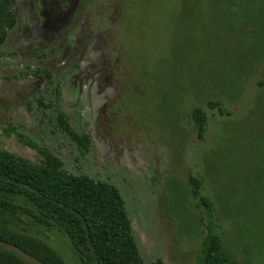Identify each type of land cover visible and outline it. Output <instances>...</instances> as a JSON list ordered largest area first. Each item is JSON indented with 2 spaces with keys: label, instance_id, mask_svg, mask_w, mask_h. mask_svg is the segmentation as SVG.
Listing matches in <instances>:
<instances>
[{
  "label": "rangeland",
  "instance_id": "1",
  "mask_svg": "<svg viewBox=\"0 0 264 264\" xmlns=\"http://www.w3.org/2000/svg\"><path fill=\"white\" fill-rule=\"evenodd\" d=\"M241 1L234 11L230 0H90L54 40L41 0H16L0 45V146L38 160L17 132L65 170L117 186L148 264H200L208 228L240 264H264V34L248 7L259 2ZM57 85L71 127L90 136L84 153L57 118ZM200 89L215 90L208 98L226 113L201 103ZM196 105L207 115L202 139ZM190 174L214 203L211 217ZM15 215L12 229L79 264L62 232Z\"/></svg>",
  "mask_w": 264,
  "mask_h": 264
},
{
  "label": "trees",
  "instance_id": "2",
  "mask_svg": "<svg viewBox=\"0 0 264 264\" xmlns=\"http://www.w3.org/2000/svg\"><path fill=\"white\" fill-rule=\"evenodd\" d=\"M257 1L258 6L254 3L248 7L255 11L264 34V0ZM230 2L234 11L248 3L241 0ZM15 19V0H0V45L5 41L7 30L14 26ZM260 43V50H264V36ZM41 72L47 73L48 80L51 79L46 69L35 71L38 75ZM179 72L181 74V70ZM178 84L179 93L174 100L177 98L182 103L186 86L183 79ZM258 84L262 86L264 82ZM209 90L200 97L205 93L200 89L195 97H200V102H205L209 108L225 114L226 109L218 101L208 98L216 93ZM55 94L59 123L84 153L90 145V136L71 127L66 112L58 103L61 96L59 85ZM191 117L197 137L202 139L207 126L206 112L196 105ZM15 133L23 144L36 150L39 159L31 160L0 146V264H67L48 243L9 226L17 212L47 229L62 232L69 239L79 264H148L140 253L124 198L117 186L88 174L65 170L62 160L47 147ZM188 184L191 196L211 217L214 203L202 192V179L190 174ZM200 261V264H240L226 250L221 234L211 228L203 239ZM150 264L164 262L158 258Z\"/></svg>",
  "mask_w": 264,
  "mask_h": 264
},
{
  "label": "flooded vegetation",
  "instance_id": "3",
  "mask_svg": "<svg viewBox=\"0 0 264 264\" xmlns=\"http://www.w3.org/2000/svg\"><path fill=\"white\" fill-rule=\"evenodd\" d=\"M90 0H41L42 12L45 13L47 20L43 21V26L50 29L51 36L56 40L60 36V31L63 28H69L67 33L78 24L76 21V15L82 11L84 5H86ZM16 0H15V18H16ZM70 24V26H68ZM16 25V19L15 24ZM14 26L7 30V32L14 28ZM7 36V33H6ZM6 39V37H5ZM61 88V87H60Z\"/></svg>",
  "mask_w": 264,
  "mask_h": 264
}]
</instances>
